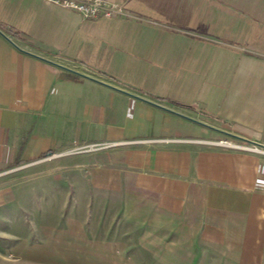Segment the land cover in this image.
Instances as JSON below:
<instances>
[{"label": "crops", "instance_id": "crops-1", "mask_svg": "<svg viewBox=\"0 0 264 264\" xmlns=\"http://www.w3.org/2000/svg\"><path fill=\"white\" fill-rule=\"evenodd\" d=\"M110 1L133 17L0 0V172L97 145L32 170L264 253V154L210 142L264 141V0Z\"/></svg>", "mask_w": 264, "mask_h": 264}, {"label": "rangeland", "instance_id": "rangeland-1", "mask_svg": "<svg viewBox=\"0 0 264 264\" xmlns=\"http://www.w3.org/2000/svg\"><path fill=\"white\" fill-rule=\"evenodd\" d=\"M50 152L0 172V264H264V253H241L234 243L227 252L197 237L185 222L180 236L174 231L172 237L171 224L156 221L153 205L143 214L133 200L120 213L113 197L105 196L93 206L96 197L85 191L76 196L43 169L32 170L59 159H49Z\"/></svg>", "mask_w": 264, "mask_h": 264}, {"label": "built area", "instance_id": "built-area-1", "mask_svg": "<svg viewBox=\"0 0 264 264\" xmlns=\"http://www.w3.org/2000/svg\"><path fill=\"white\" fill-rule=\"evenodd\" d=\"M47 3H51L60 6L65 9L73 10L81 14L85 19L96 18H112V17H133V15L120 3L110 0H44ZM264 136V129L262 131ZM214 145L225 146L231 149H239L249 152H255L264 154V141L248 140L247 142H239L235 140L220 139L216 141H210ZM114 143H104L103 146H111ZM97 147V145H84L73 150H67L66 152H81L88 151ZM64 152V153H66ZM64 153L50 152V158L59 157Z\"/></svg>", "mask_w": 264, "mask_h": 264}, {"label": "water", "instance_id": "water-1", "mask_svg": "<svg viewBox=\"0 0 264 264\" xmlns=\"http://www.w3.org/2000/svg\"><path fill=\"white\" fill-rule=\"evenodd\" d=\"M0 32H2V31H0ZM3 34H5L4 32H2ZM47 61H49V62H51V63H53V64H55V65H59V66H61V67H63V68H66V69H68V70H70V71H72V72H74V73H76V74H79V75H81V76H83V77H87V78H92V79H94L93 77H91V76H89V75H87V74H84V73H81V72H78V71H76V70H74V69H71V68H68V67H65V66H62V65H60V64H58V63H56V62H54V61H51V60H49V59H46ZM98 80V79H97ZM118 88V87H117ZM122 90V89H121Z\"/></svg>", "mask_w": 264, "mask_h": 264}]
</instances>
